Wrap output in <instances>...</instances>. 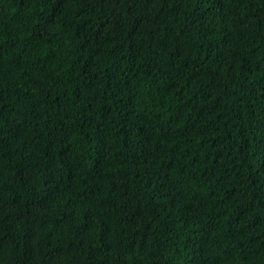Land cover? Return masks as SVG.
<instances>
[{
    "label": "trees",
    "instance_id": "trees-1",
    "mask_svg": "<svg viewBox=\"0 0 264 264\" xmlns=\"http://www.w3.org/2000/svg\"><path fill=\"white\" fill-rule=\"evenodd\" d=\"M0 264H264V0H0Z\"/></svg>",
    "mask_w": 264,
    "mask_h": 264
}]
</instances>
